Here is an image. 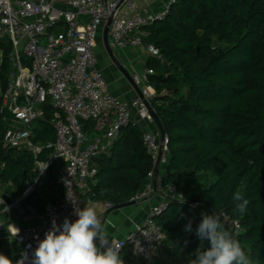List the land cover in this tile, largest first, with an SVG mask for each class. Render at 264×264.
<instances>
[{
  "label": "trees",
  "instance_id": "obj_1",
  "mask_svg": "<svg viewBox=\"0 0 264 264\" xmlns=\"http://www.w3.org/2000/svg\"><path fill=\"white\" fill-rule=\"evenodd\" d=\"M145 31V42L164 59H148L146 66L154 70L150 84L158 96L152 104L169 140L168 185L189 202L238 220L242 231L236 239L253 264H264V0H178ZM11 52L9 39L0 37V179L21 195L36 181V163L47 161L51 151L35 158L4 144L14 122L1 100ZM44 110L32 127L34 145L56 141L49 101ZM82 128L90 136L98 134L93 122H82ZM143 136L132 123L121 129L107 154L92 161L90 201L116 206L141 192L154 168ZM237 191L248 200L244 213L233 201ZM34 194L27 202L43 213L46 203ZM185 218L193 220V228L202 219L197 210L171 201L156 222L165 241L192 260L207 243L200 246L194 234L184 231Z\"/></svg>",
  "mask_w": 264,
  "mask_h": 264
},
{
  "label": "built area",
  "instance_id": "obj_2",
  "mask_svg": "<svg viewBox=\"0 0 264 264\" xmlns=\"http://www.w3.org/2000/svg\"><path fill=\"white\" fill-rule=\"evenodd\" d=\"M177 1L171 0V5ZM165 15L147 17L133 0H0V37L9 39L12 45L9 83L1 93V100L3 108L14 116L15 123L8 127L4 144L26 149L35 158L43 151H51L47 161L37 162L40 170L35 184L11 205L3 198L4 185L0 179V207L8 216L13 211L25 219L39 216L33 206L28 207L30 214L26 216L24 203L35 186L58 164V182L63 189L58 202L46 204L45 219L40 225L17 235L21 252L13 264L25 253L31 256L38 243L35 237L43 239L53 219L61 225L66 217L71 221L77 219L74 207L81 206L88 181L95 174L91 169L92 161L109 152L122 128L134 124L133 113L138 122L155 124L149 111V106L154 109L152 103L158 96L150 84L154 70L145 66L130 73L144 100L138 96L130 103L118 99L108 91L106 76L99 67L97 40L110 23L109 39L114 51L144 47L149 59L164 63L160 50L145 42L148 36L145 28L164 19ZM162 94L166 95L167 91ZM48 101L55 111L56 141L34 145L32 127L44 118ZM82 122L95 123L98 134L90 136L83 130ZM160 136L159 129L143 136L144 147L154 165L147 176L150 181L162 155L169 154V140L166 136L158 142ZM151 192L152 184H149L133 200H146ZM168 196L166 202L152 206L149 217L137 224L125 239L109 242L119 249V254L129 249L132 257L144 264H153L160 258L166 237L156 218L163 215L171 201L189 207L199 205L177 193L175 186H168ZM221 216L224 227L236 237L242 231L240 222ZM2 227L0 224V230Z\"/></svg>",
  "mask_w": 264,
  "mask_h": 264
},
{
  "label": "crops",
  "instance_id": "obj_3",
  "mask_svg": "<svg viewBox=\"0 0 264 264\" xmlns=\"http://www.w3.org/2000/svg\"><path fill=\"white\" fill-rule=\"evenodd\" d=\"M133 1L138 3L143 14L147 17L164 15L168 12L171 6V0ZM114 52L116 58L130 73L133 70L143 69L147 65L149 59L144 47L128 50H115ZM97 56L99 59V67L106 76L108 91L122 101L128 103L132 102L137 95L121 72L117 69L116 65L109 58L104 48L103 31L100 33L97 40ZM133 121L134 124L137 123L143 133L154 132L158 129L155 124H150L147 121L138 122L136 113H133ZM157 140L158 142H161V136L158 137ZM167 163L168 156L162 155L155 170L153 180H146L141 188V192H143L149 184H152V192L150 196L146 200L137 202L134 206L111 211V207H108V204L92 202L86 197V195L83 196V202L80 208H83L85 204L95 206L98 216L103 219L102 224L105 227L109 242L125 239L137 224L143 223L149 217L152 206L162 204L168 200L169 185L167 181ZM59 175L60 165L58 164L49 171L45 180L36 185L33 192L36 196L33 197L35 199H43L46 204L48 202H58L63 195V189L58 182ZM34 184L35 182H32V185ZM4 195H6L7 199L12 202H16L20 198V195L12 188V185L4 186ZM29 206L32 205L26 201L24 203L26 216L30 214L28 211ZM33 207L39 216L29 219L20 217L15 211L12 212L11 216H8L0 207V224L3 225L2 230H0V254L7 256L13 262L18 259L21 252V247L17 243V236L15 237L17 229H19L20 233L21 231L40 225L42 220L45 219L43 215L44 212L40 213L36 206ZM196 210L200 215L203 211H206L209 214L213 213V211H210L202 204H199ZM215 214L220 216L222 223V216L217 213ZM225 229L228 230L226 227ZM233 237L236 239L234 235ZM160 252V258L153 264H189L190 262V258L184 256L183 251H178L175 245L171 242L165 241ZM120 256L124 260V264H144L136 261L132 257L129 249H125L121 252Z\"/></svg>",
  "mask_w": 264,
  "mask_h": 264
},
{
  "label": "clouds",
  "instance_id": "obj_4",
  "mask_svg": "<svg viewBox=\"0 0 264 264\" xmlns=\"http://www.w3.org/2000/svg\"><path fill=\"white\" fill-rule=\"evenodd\" d=\"M233 201L237 202L236 210L244 213L248 200L240 191L234 193ZM73 214L77 219L71 221L66 217L62 225L53 219L52 226L46 231L44 238L35 237L38 243L31 256L23 254L16 264H25V261L27 264H124L119 249L109 243L95 206H75ZM201 217L195 228L193 220L185 218L187 223L184 231L194 234L200 246L207 243V248L203 251L200 247L197 248L195 258L190 260L189 264H253L239 241L225 229L219 215L203 211ZM18 234L19 229L15 232V237ZM189 242L185 240V246ZM0 264H13V261L0 254Z\"/></svg>",
  "mask_w": 264,
  "mask_h": 264
},
{
  "label": "water",
  "instance_id": "obj_5",
  "mask_svg": "<svg viewBox=\"0 0 264 264\" xmlns=\"http://www.w3.org/2000/svg\"><path fill=\"white\" fill-rule=\"evenodd\" d=\"M109 32H110V23H108L104 29H103V43H104V48L109 56V58L111 59V61L116 65L117 69L121 72V74L123 75V77L126 79V81L129 83V85L132 87V89L135 91L136 95L138 97H140L141 99L144 100V96L142 94L141 89L136 85V83L134 82L130 72L126 69V67L116 58L115 56V52L112 49L111 45H110V39H109ZM149 111L150 114L152 115L155 125L156 127L159 129L160 133H161V139L164 140L166 138V133L163 129V125L161 122V119L159 118V116L157 115L156 111L149 106ZM40 167L38 165V163H36L35 168H34V172L36 174L39 173ZM4 200L6 201L7 205H11L12 201L7 199V196L4 195L3 196ZM193 203V202H191ZM135 204H137L136 200H132L130 202L127 203H123V204H119L116 206L111 207V211L113 210H120V209H124L127 207H131L134 206Z\"/></svg>",
  "mask_w": 264,
  "mask_h": 264
},
{
  "label": "rangeland",
  "instance_id": "obj_6",
  "mask_svg": "<svg viewBox=\"0 0 264 264\" xmlns=\"http://www.w3.org/2000/svg\"><path fill=\"white\" fill-rule=\"evenodd\" d=\"M0 63H1V58H0ZM11 125L13 126V125H15V123L13 122Z\"/></svg>",
  "mask_w": 264,
  "mask_h": 264
}]
</instances>
